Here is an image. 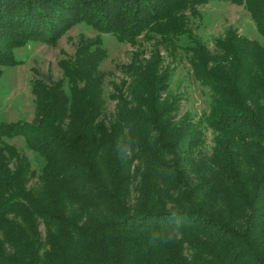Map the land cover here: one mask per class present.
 <instances>
[{"label":"trees","instance_id":"16d2710c","mask_svg":"<svg viewBox=\"0 0 264 264\" xmlns=\"http://www.w3.org/2000/svg\"><path fill=\"white\" fill-rule=\"evenodd\" d=\"M209 3L243 7L258 39L203 40ZM77 25L95 35L31 81L32 120L0 122V264H264V0H0V77ZM104 37L135 50L119 77Z\"/></svg>","mask_w":264,"mask_h":264},{"label":"rangeland","instance_id":"374dc122","mask_svg":"<svg viewBox=\"0 0 264 264\" xmlns=\"http://www.w3.org/2000/svg\"><path fill=\"white\" fill-rule=\"evenodd\" d=\"M201 17L191 19V27L200 37H217L228 27H234L238 33L249 38L258 39V34L249 15L241 6L229 3H209L200 7ZM93 37L95 32L88 26L77 25L69 30L54 46L44 43H29L14 50L13 57L18 63L5 67L0 77V122L13 123L18 121L30 122L34 116L33 96L30 92L31 81L35 78L46 77L56 79L60 76L58 61L64 54H73L78 44V35ZM106 59L101 64L103 71L111 72L115 77L116 64L128 63L130 55L135 51L128 44H119L112 37H104ZM211 47V45H210ZM212 48V47H211ZM146 52L149 47L146 46ZM161 56L169 60L166 53ZM186 68L178 67L180 76L185 74ZM188 88L189 100L186 104L191 110H201L206 102L205 96L199 92V87L184 81Z\"/></svg>","mask_w":264,"mask_h":264},{"label":"clouds","instance_id":"9594fccd","mask_svg":"<svg viewBox=\"0 0 264 264\" xmlns=\"http://www.w3.org/2000/svg\"><path fill=\"white\" fill-rule=\"evenodd\" d=\"M128 148L124 151L126 152ZM124 152H120L123 154ZM184 223V217L178 214L177 212H173L166 222V225L159 229L153 230L150 234V239L148 244L150 246H156L157 244L166 243L171 241L175 235H177L181 229V226Z\"/></svg>","mask_w":264,"mask_h":264}]
</instances>
